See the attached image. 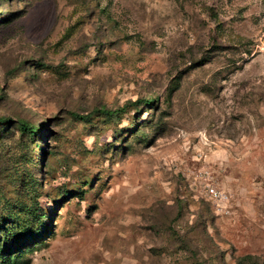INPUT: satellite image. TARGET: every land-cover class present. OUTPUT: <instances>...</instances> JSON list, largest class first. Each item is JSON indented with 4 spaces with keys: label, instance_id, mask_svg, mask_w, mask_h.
<instances>
[{
    "label": "rangeland",
    "instance_id": "obj_1",
    "mask_svg": "<svg viewBox=\"0 0 264 264\" xmlns=\"http://www.w3.org/2000/svg\"><path fill=\"white\" fill-rule=\"evenodd\" d=\"M2 117L0 264H264V0H0Z\"/></svg>",
    "mask_w": 264,
    "mask_h": 264
},
{
    "label": "trees",
    "instance_id": "obj_2",
    "mask_svg": "<svg viewBox=\"0 0 264 264\" xmlns=\"http://www.w3.org/2000/svg\"><path fill=\"white\" fill-rule=\"evenodd\" d=\"M156 101L155 97H150L149 99H146L144 101V105H149L152 104ZM103 110V113L106 114H112L114 112H116L117 110H108V109H101ZM1 122L4 124H9L11 125L12 128H15L16 131L19 133V135L21 137H23L24 135L29 136L30 139H32V141H34V138L36 137L37 133L39 132V128H38V123L37 121H27L23 118H17L14 119L12 117H8V118H0ZM22 190L19 189V192L21 194L24 193H29L28 190H30L27 186H22L21 188ZM245 259H249L252 258L251 256H245Z\"/></svg>",
    "mask_w": 264,
    "mask_h": 264
},
{
    "label": "built area",
    "instance_id": "obj_3",
    "mask_svg": "<svg viewBox=\"0 0 264 264\" xmlns=\"http://www.w3.org/2000/svg\"><path fill=\"white\" fill-rule=\"evenodd\" d=\"M210 194L212 195V196H214V195H218V193L214 190V189H210Z\"/></svg>",
    "mask_w": 264,
    "mask_h": 264
}]
</instances>
